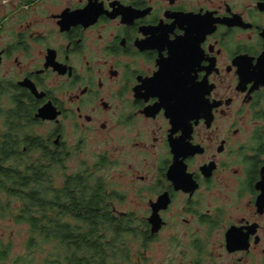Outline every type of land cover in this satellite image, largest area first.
I'll return each mask as SVG.
<instances>
[{"label": "flooded vegetation", "instance_id": "af4514ba", "mask_svg": "<svg viewBox=\"0 0 264 264\" xmlns=\"http://www.w3.org/2000/svg\"><path fill=\"white\" fill-rule=\"evenodd\" d=\"M0 11V131L18 152L91 149L99 159L76 172L103 181L115 214L144 219L154 239H188L191 264H264V0H18ZM45 106L52 118L38 116ZM129 203L147 215L116 208Z\"/></svg>", "mask_w": 264, "mask_h": 264}, {"label": "trees", "instance_id": "16d2710c", "mask_svg": "<svg viewBox=\"0 0 264 264\" xmlns=\"http://www.w3.org/2000/svg\"><path fill=\"white\" fill-rule=\"evenodd\" d=\"M19 144L0 131V224L11 218L29 235L23 253L0 235V264H150L147 221L115 214L103 181L70 173L68 158L18 152Z\"/></svg>", "mask_w": 264, "mask_h": 264}, {"label": "rangeland", "instance_id": "374dc122", "mask_svg": "<svg viewBox=\"0 0 264 264\" xmlns=\"http://www.w3.org/2000/svg\"><path fill=\"white\" fill-rule=\"evenodd\" d=\"M18 0H0V9H16ZM35 6V4H34ZM1 15V11H0ZM91 149L86 148L82 154L74 156L67 161L68 171L76 172L81 166L94 164L99 158L96 156L90 159ZM116 176V174H113ZM113 176V179L115 178ZM59 180L58 183H60ZM115 185L118 187L117 182ZM119 211H134L140 216L147 215L148 206L144 204H122L117 205ZM138 220V219H137ZM138 223V222H137ZM169 229H166L158 237L149 244L147 255L150 258V264H191L190 255L185 257L184 251L188 246V239L184 237L171 238L169 237ZM0 235L5 240L11 239L14 242V252L23 253L26 250V240L29 235L28 226L26 224L18 225L13 219L8 218L1 221ZM140 240L133 242V251L136 252ZM205 243L209 250L214 248V239L206 238ZM136 260V257H134Z\"/></svg>", "mask_w": 264, "mask_h": 264}, {"label": "water", "instance_id": "95a60500", "mask_svg": "<svg viewBox=\"0 0 264 264\" xmlns=\"http://www.w3.org/2000/svg\"><path fill=\"white\" fill-rule=\"evenodd\" d=\"M34 91H36L35 88H34ZM51 112H52V108L50 106H45L39 110L38 116L43 117V118H52L50 115ZM168 202L169 201H168L167 195L164 194V195H161L159 199L157 200V202L153 203L152 205V209H153L152 214L149 216L148 220L151 225V233L153 235L158 233L164 224L163 219L160 215V210L167 208Z\"/></svg>", "mask_w": 264, "mask_h": 264}]
</instances>
